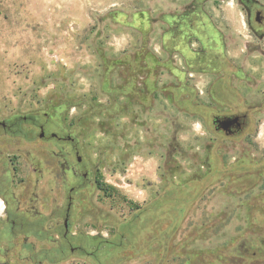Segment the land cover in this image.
Wrapping results in <instances>:
<instances>
[{"label":"rangeland","instance_id":"rangeland-1","mask_svg":"<svg viewBox=\"0 0 264 264\" xmlns=\"http://www.w3.org/2000/svg\"><path fill=\"white\" fill-rule=\"evenodd\" d=\"M171 3L0 0V119L47 114L57 129L64 127L79 140L89 181L74 194L73 211L78 215L73 216L72 231L78 235L99 231L110 237L140 206L166 192L144 214L146 219L162 220L138 235L134 247L119 252L117 264H231L230 258L240 254H246L243 264H264L262 257L253 255L256 251L264 258V186L245 189L231 184L235 177L224 176L200 195L201 185L197 186L184 213L171 214L170 197L190 193L192 185L203 180L212 168L204 149L215 146L214 142L208 145L212 134L198 114L201 109L180 107L171 91L172 74L156 71L155 62L162 57L158 14L166 11L159 5ZM230 9L228 16L234 13ZM237 29L248 34L240 24ZM247 41L243 38L239 48L229 51L248 58L245 67L255 74L264 93V46L246 50ZM138 54L146 62V74L139 80L146 82L143 107L127 99L133 91L128 84L138 71ZM256 120L258 129L248 144L227 145L232 155L226 163L234 161L243 147L252 163H264V110ZM196 121L198 129L193 127ZM38 147L26 149L38 154ZM48 151L50 187L59 186L61 200L71 182L67 179L64 185L60 180L59 159L52 146ZM258 179L264 180V173ZM54 198L58 195L51 193ZM171 215L175 219L183 215L178 225ZM207 215L229 219L210 229ZM27 218L24 233L18 235L7 216L0 215V264H39L44 258V264H92L70 251L60 263H53L59 245L52 233L54 229L63 233L62 222L58 229L53 228L55 221L46 226L51 231L45 237L49 241L38 234L36 215Z\"/></svg>","mask_w":264,"mask_h":264},{"label":"flooded vegetation","instance_id":"flooded-vegetation-1","mask_svg":"<svg viewBox=\"0 0 264 264\" xmlns=\"http://www.w3.org/2000/svg\"><path fill=\"white\" fill-rule=\"evenodd\" d=\"M228 1L236 3L230 4ZM159 6L161 9L165 8L167 13L160 10L158 14L157 42L162 57L155 62L156 71L160 75L165 69L172 74L171 91L180 107L201 109L198 114L205 120L212 134L208 145L213 142L215 145L204 149L211 158L210 172L201 182L192 185L190 193L186 191L183 195L180 193V196L172 194L171 214L174 211L184 213L190 202L189 194H195L197 186L201 185L197 192L200 195L216 179L224 176L235 177V180L230 181L231 184H241L239 187L245 189L259 184L263 187L264 180L258 177L264 173V163H252L247 148H241L234 161L226 162L230 160L228 156L232 155L227 145L231 142L248 144L249 138L258 129L256 115L264 110V93L256 83L257 77L245 67L249 63L248 58L229 51L230 48H239L243 38L248 39L246 50L264 46V2L172 0L171 4ZM228 6L234 10L232 16H228L231 10ZM236 17L239 19L234 21ZM239 24L247 28V35L237 29ZM235 32H239V35H235ZM138 56V71H134L133 80L128 84V88H133V94L129 93L127 99L131 103L138 102L143 107L146 101V82L140 83L139 80L142 79L141 74H146V62L141 54ZM163 56H167L166 59H162ZM26 126L33 130H23ZM30 145L39 146L40 152L31 154L26 149ZM51 146L59 159L57 164L62 176L59 174L58 177L63 180L64 185L67 179L71 182L69 193L64 189L61 200L59 186L55 185L52 189L50 187L48 150ZM80 150L79 140L64 127L57 129L52 117L47 114L22 119L18 116L0 119V215L7 216V221L11 223L12 229L17 230L18 235L24 233L28 224L27 215H36L38 219L35 225L38 234L44 239H47L46 235H51L50 228L46 229L51 221H55L53 228L57 229L62 222L63 233L59 235L55 229L52 233L56 234L53 242L59 245L58 252L53 251V255L59 253L58 259L53 263L64 260L66 257L63 254L66 251L74 255L84 250L80 243H72V240L86 236L72 231L73 216L78 215L73 211L74 194L82 189L85 181H89L86 160ZM18 178L20 183H17ZM17 185L22 189H17ZM51 193L56 197L58 195V199L51 200ZM162 194L124 219L114 235L104 237L99 231L90 235L95 238V247L90 254L91 263L108 264L114 261V254L100 253L99 240L104 239L115 245L114 240L120 237L122 241L118 244L123 247L122 251H126L135 246L138 235L161 221L162 218L146 219L144 214ZM49 215L54 216L51 218ZM173 216L171 215V219L176 220V226L183 215L179 219ZM226 217L227 215H207L206 223L210 229H217L220 223L229 219ZM142 222L145 229L140 228ZM94 226H98L97 221ZM50 239L49 237L47 240ZM243 245L241 241L240 247ZM43 254L47 255L48 251L43 250ZM253 255L264 259L262 254L257 256L256 251ZM245 257L246 254L233 255L230 262L243 264ZM46 260L44 258L39 264H44Z\"/></svg>","mask_w":264,"mask_h":264},{"label":"trees","instance_id":"trees-1","mask_svg":"<svg viewBox=\"0 0 264 264\" xmlns=\"http://www.w3.org/2000/svg\"><path fill=\"white\" fill-rule=\"evenodd\" d=\"M115 241V245L112 243L108 242L107 240L101 239L99 240V247H100V253L104 254H114V261L109 262L108 264H117L118 263V254L123 250V247L120 246L118 243L122 241L120 237H118ZM95 242V238L91 236H82L78 239L72 240V243L74 245H82L84 247V250L80 253L81 256L86 257L90 261L92 260L91 258V252L93 250ZM113 258V256L111 257Z\"/></svg>","mask_w":264,"mask_h":264},{"label":"clouds","instance_id":"clouds-1","mask_svg":"<svg viewBox=\"0 0 264 264\" xmlns=\"http://www.w3.org/2000/svg\"><path fill=\"white\" fill-rule=\"evenodd\" d=\"M193 127L198 129L200 127L199 122L198 121L194 122Z\"/></svg>","mask_w":264,"mask_h":264}]
</instances>
